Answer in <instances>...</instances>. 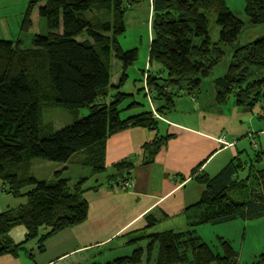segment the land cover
<instances>
[{
	"label": "trees",
	"instance_id": "16d2710c",
	"mask_svg": "<svg viewBox=\"0 0 264 264\" xmlns=\"http://www.w3.org/2000/svg\"><path fill=\"white\" fill-rule=\"evenodd\" d=\"M149 1L152 36L148 62L159 64L160 69L141 71L145 83L142 90L153 95L157 113L168 112L177 98L189 95L208 109L233 102L239 110L252 111L261 102L264 34L239 45L243 22L225 0ZM139 3L140 0H44L38 16L45 33L27 41L0 39V189L27 200L25 205L0 214V255L16 256L26 241L40 233L38 250L42 252L48 237L83 222L88 209L84 185L91 177H105L103 184L112 192L123 190L125 181L132 182L137 156L113 164V172L108 174L104 164L108 137L134 127L155 132L142 147L140 163L147 165L174 136L157 134L158 120L152 111L122 119L117 108L118 92L110 104L101 102L110 91L111 57L121 65L118 85H123L126 70L137 60V50L122 51L118 39L125 32L126 10ZM243 10L251 25L264 24V0H245ZM212 21L217 27L215 40L210 35ZM22 25L24 30L29 29L28 16ZM219 67L224 70L212 80L215 98L207 100L199 93L201 85L211 76L210 70ZM121 97L126 99L127 95ZM44 103L69 111L71 122L59 130L44 123ZM82 109L88 110L85 117L78 116ZM251 148L252 154L234 157L212 177L197 176L204 190L199 201L185 210L187 231L149 233L148 237L158 245L159 255L153 261L149 248L145 264H236L237 254L228 241L219 238L223 253L220 256L194 232L205 224L264 217V149L253 142ZM34 160L59 166L71 163L88 172L71 176L64 175V169L45 180L32 172ZM245 160L251 167L260 166L255 171L262 175L255 176L259 181L249 188L244 199H234L227 196V191L236 186L238 162ZM218 199L231 211L208 219L206 205ZM16 226L25 228L19 243L8 235ZM126 243L135 244L131 239ZM142 255L140 249H135L130 256L104 264H138ZM251 264H264V254Z\"/></svg>",
	"mask_w": 264,
	"mask_h": 264
},
{
	"label": "crops",
	"instance_id": "0c3cea01",
	"mask_svg": "<svg viewBox=\"0 0 264 264\" xmlns=\"http://www.w3.org/2000/svg\"><path fill=\"white\" fill-rule=\"evenodd\" d=\"M147 4L151 21L149 0ZM143 78L142 75L141 79ZM116 79L117 76L113 81L110 80V91L101 99L104 105L110 104L113 94L118 92L117 108L126 114L122 119L144 111H154V117L158 120L157 134L174 136L161 147L154 161L147 165L140 163L142 147L153 138L155 132L134 127L108 137L104 155L108 174L113 172V164L130 160L134 156L138 158L130 187L112 192L103 184L105 177H91L84 185L83 196L88 209L83 222L48 237L43 242L42 252L38 250L40 233L38 237L26 241L24 249L17 250L16 256L0 255V264H104L117 257L130 256L136 249L135 245L128 246L126 243L127 235L131 233L145 231L153 234L165 230L184 231L187 228L185 210L199 201L204 190L203 185L196 180L197 176L212 177L231 159L240 157L244 152L230 157L231 152L222 154L224 151L236 148L240 140H249L251 145L253 139V143L263 149V143L258 140L264 130L260 125L255 130L253 124L254 117L262 119L263 115L259 111L255 112L254 108L252 111L239 110L233 102H229L220 108L208 109L190 97L182 96L174 102L173 109L159 114L154 110L157 108L154 102L147 100V104L139 103L133 94L122 91L125 82L118 85L119 80L116 82ZM123 94L127 95L126 99L121 97ZM222 137L224 139L220 141ZM33 163L40 164L38 168L31 165L32 172L45 180L53 179L55 172L64 169L67 172L64 175L71 176L85 175L88 172L71 163L44 172L45 165L50 164L41 161ZM28 190L29 188L24 189L23 193ZM26 202V198H14L0 189V214L17 209ZM221 202L222 199L216 200L213 207ZM220 207H225V213L215 210L212 215L213 211L206 208L207 218L229 214L226 213L225 205ZM150 222L153 225L150 226ZM205 226L217 225L205 224L200 227ZM8 235L15 243L22 242L25 228L16 226Z\"/></svg>",
	"mask_w": 264,
	"mask_h": 264
},
{
	"label": "rangeland",
	"instance_id": "374dc122",
	"mask_svg": "<svg viewBox=\"0 0 264 264\" xmlns=\"http://www.w3.org/2000/svg\"><path fill=\"white\" fill-rule=\"evenodd\" d=\"M43 2L44 0H0V39L15 41L22 38L24 41H27L35 34L45 33L43 20L38 16V8L43 4ZM225 2L230 11L243 22V29L237 40L239 45L251 42L264 34V24L251 25L249 23L243 10L245 0H225ZM27 16L29 17L30 27L28 30H24L22 23ZM149 21L150 14L147 0H140L138 5L132 6L126 10L123 19L125 32L118 39L119 46L122 51L126 52L132 49L137 50V60H135L134 63L126 70L127 78L125 79L122 91L133 94L136 99L138 98L139 103L145 104H147V99L144 97L145 90H142L144 83L142 82L143 79H141L142 73L140 70L149 69L150 71H157V69H160L159 64L152 63L149 65L148 62L149 45L152 36L150 29L151 24ZM215 33H217V27L212 21L210 25V35L212 40H215L217 37V34ZM229 59L230 58H225L224 60L228 61ZM110 63V80L113 81L114 77L117 76V82L119 80L118 75L121 73V65L113 56L111 57ZM223 70V67H219L218 70H210L211 77L203 82L201 90L199 91V93H203V98H207V100H213L215 98L212 80ZM139 76L141 78H139ZM149 92L152 93L151 91ZM189 97L194 96L189 95ZM207 100L204 101L208 103L207 105H209ZM176 101H178V98ZM262 104H264V96L261 102H258L253 106L255 112L259 111V113L263 115L262 119L254 117L253 124H255V130L260 126L264 130V107H262ZM83 114H87L86 109L78 112V116H82ZM124 115H126L124 111H122V113L120 112L121 117ZM72 117L73 116L69 111L58 106L44 103V123H51L54 129L59 130L64 127L65 124L70 123ZM45 130L46 129L43 131ZM253 141L255 140L253 139L251 142ZM258 141L263 143L264 149V132H262ZM241 151H244L242 152L241 157H244L246 153H248V155L252 154L253 149L249 144V140H240L236 148L224 151L222 154L231 152L230 157H233ZM74 160H76V158ZM36 161L37 160H34V162ZM39 164L40 163L32 162V165L35 168H38ZM54 164L55 163H51L48 166L45 165L44 172L48 171V169L54 170L59 167L58 164ZM238 167V172L234 177L236 186L227 191V196L234 199H244L247 196L249 188L256 186L257 181H259L255 178V176H260L262 174L259 173L258 175L255 170H259L261 167H251L250 161L248 160L238 162ZM20 198L25 197L22 196ZM222 202L217 203L220 205L213 207L216 203V200H213L212 203L207 204L206 208L213 212H215V210H219L218 212L221 213L225 210V207H220L225 205H223L224 202ZM225 206L227 207L226 213H229L231 210L227 205ZM189 229L190 228H188V230ZM184 231H187V228ZM198 235H200L205 243L208 244L214 254H218L220 256L223 253L218 239L224 238L227 240L237 254L236 264H251L258 258L259 255L264 254V217L252 221L235 220L222 225L200 227ZM148 236V233L145 231H139L127 235L126 240L131 239L132 242H135L134 245L136 246V250L140 249L143 254L141 262L138 264H145V254H147L149 248L152 249L151 253L153 261H155L159 255L157 251L158 245L153 243L152 239ZM85 264L92 263L87 262Z\"/></svg>",
	"mask_w": 264,
	"mask_h": 264
},
{
	"label": "bare ground",
	"instance_id": "6f19581e",
	"mask_svg": "<svg viewBox=\"0 0 264 264\" xmlns=\"http://www.w3.org/2000/svg\"><path fill=\"white\" fill-rule=\"evenodd\" d=\"M211 76L209 75V78H210ZM144 97L147 99V100H149L151 103H153L152 102V99H151V97H153V95L152 94H147V93H145V95H144ZM82 110H85V109H82ZM87 110V109H86ZM154 110H156V109H154ZM153 112V116H154V111H152ZM86 115H88V110H87V114H83L81 117H85ZM207 206V205H206ZM206 213H208V210L206 209ZM211 214L212 215H214V212H211ZM208 219H212V218H210V217H208ZM198 228V227H197ZM197 228L195 229V234H198L197 232ZM209 249H210V247H209Z\"/></svg>",
	"mask_w": 264,
	"mask_h": 264
},
{
	"label": "built area",
	"instance_id": "2783aa9c",
	"mask_svg": "<svg viewBox=\"0 0 264 264\" xmlns=\"http://www.w3.org/2000/svg\"><path fill=\"white\" fill-rule=\"evenodd\" d=\"M223 139H224V137H222V140H220V141H223ZM130 185H131V183L125 181V182L122 184V186H121L122 188H121V189L126 190V189H128V188L130 187Z\"/></svg>",
	"mask_w": 264,
	"mask_h": 264
}]
</instances>
